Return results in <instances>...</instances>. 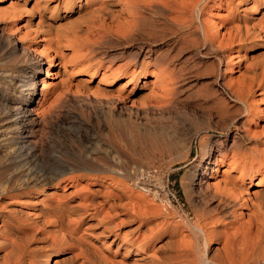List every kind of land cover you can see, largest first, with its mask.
<instances>
[{
	"label": "rangeland",
	"instance_id": "1",
	"mask_svg": "<svg viewBox=\"0 0 264 264\" xmlns=\"http://www.w3.org/2000/svg\"><path fill=\"white\" fill-rule=\"evenodd\" d=\"M237 1L210 0L198 13L202 25L207 26L206 35L217 37L226 49L227 54L220 55L190 35L189 30L170 23L159 11L146 14L142 28L133 38L104 40L93 49L86 42L94 41L102 28L116 29L115 23L116 27L122 24L118 26L121 29L125 21L122 16L114 21H91L88 12L92 0H0V189L21 179L23 167L13 157L26 149L18 144L19 127L12 107L27 93L26 78L36 71L32 109L20 114L27 122L26 144L38 147L35 169L58 167V157L69 162L76 159L79 164L87 162L96 170L68 171L64 178L73 177L79 188L88 184L92 188L107 186L124 191L157 210V221L176 224L179 236L187 239L186 225L216 213V183L227 167L213 172L215 164L210 162L211 168L205 170L207 161L199 144L204 134H217L221 140L227 137L228 159L255 148L254 165L264 163V44L253 47V41L262 40L263 34L256 36L253 31L264 24V0L255 4L258 9L254 13L248 9L253 8L251 0L239 1L240 9L248 7L240 11V23L248 25V35L253 34L246 48H241L233 30L228 28L239 12ZM199 30L201 35L202 28ZM56 47L61 50L58 55L53 52ZM146 51L150 52V60L158 59L161 72L156 67V74H152L154 66L150 64L147 75L139 80L134 81L128 74L118 75L120 65L128 62L134 52H139L140 61ZM162 54L167 55L165 61ZM217 55L222 56L221 61ZM162 64L169 69L165 71ZM138 67L129 66L128 72ZM253 73L259 75L261 82H254L247 97L248 108L229 95L227 104L221 101L217 88H242L244 93L247 77ZM149 81H156L153 92ZM164 82L169 88L175 83L173 90L177 91L169 105L157 97L162 93L157 85ZM132 90L137 93L131 99ZM209 125L226 130L222 134L206 132L205 126ZM245 129L255 140L244 138ZM263 170L256 173V181L263 177ZM141 171L155 175L163 190L159 191L161 184L157 181L155 196L131 186V174ZM81 174L93 175L97 180L92 184L87 177L78 178ZM69 182L67 188L72 183ZM71 188L72 185L68 191ZM233 192L228 194L231 199L240 201L243 192ZM233 209L234 219L243 217L241 221H246L245 212L249 210L239 205ZM105 238L101 235L103 241ZM111 253L119 258L115 245L111 246Z\"/></svg>",
	"mask_w": 264,
	"mask_h": 264
},
{
	"label": "bare ground",
	"instance_id": "2",
	"mask_svg": "<svg viewBox=\"0 0 264 264\" xmlns=\"http://www.w3.org/2000/svg\"><path fill=\"white\" fill-rule=\"evenodd\" d=\"M208 1L210 0H94V2L92 0L88 12L92 16V19L90 17L91 21L93 19L102 22H105L106 19L114 21L113 18L118 16H122L125 21L121 29L118 28L119 22L117 27L114 22L116 29H109V26L106 28V25L102 26L105 28L98 31V37L94 41H87L86 44L88 43L87 46L94 49L104 40L133 38L135 33L140 30L142 22L144 23L146 14L159 11L170 23L189 30L188 33L195 35L208 49L217 51L220 55H226V49L218 43L217 37L215 39L212 34V36L206 35L208 32L205 33V27L207 26L204 27V23L202 25L200 17L198 19V13H202L201 11ZM239 1L236 2L239 12L228 28L233 30L234 38L239 41L241 48H244L248 42H252L250 37L253 34L248 35L250 34L248 25L240 23L242 14L240 11L248 7L244 5L240 9ZM251 1L253 8L248 9L253 12L258 9L255 4L260 0ZM197 19L199 23H196ZM252 23L250 26H253ZM261 25L257 29L254 28L253 32L256 33V36L262 33V40L253 41L255 44L253 47H261L264 44V24ZM200 27L204 33L201 34L203 36L200 35ZM91 51L92 49L89 52ZM53 52L58 55L61 50L56 47ZM149 53L147 51L143 53V58L140 61L139 52L130 54V59L127 58L129 61L118 68V75L128 74L134 81L139 80L147 75L150 64L154 66L151 73L156 74L155 68L159 69L161 65L159 67L157 58L153 61L150 60ZM165 54H162L165 57L164 61L167 57ZM160 55L159 58L162 57ZM216 57H219L221 61L222 56L217 55ZM168 63H165L166 66ZM165 64H162L163 68H165ZM129 66L139 67L129 73ZM38 68L39 65L36 63L34 69ZM168 69L165 68V71ZM261 69L263 74L264 69ZM161 70L159 69L160 72ZM255 73L247 77V90L245 89L247 92L244 90L243 93L242 88L241 91L239 88V90L226 86L224 88V84L223 88H217L221 101L227 104V95H229V98L237 100L248 108L247 97L252 92V86L254 82L257 85L261 82L259 75L257 76ZM35 74L36 71H33L28 75L27 80L25 79L27 93L12 107V113L16 115L19 127V129L16 128L18 144L26 151L19 152L17 147L19 153L13 157L23 167L19 183L0 189V264H264V170L263 177L255 180L256 173H261V170L264 169V163L262 161V165H254L253 161L257 154L255 148H250L248 154L241 153L232 157L233 159H228L227 137L221 140V136L207 133L200 138L202 155L207 161L205 170L211 168V165H208L210 162L215 164L213 172L217 171L219 167L223 166L224 168L226 165L227 167L223 169L220 180L216 183L217 187L222 190L220 191L216 187V191L218 190L219 193L214 194L219 199L217 201L218 209H215L216 213H211L212 215L207 217L204 215V218L200 217L201 219H198L194 224L186 225L188 238L181 235L180 237L176 224L167 223L168 221L164 222V220L157 221V210L155 211L148 204L136 200V197L134 199L124 191L111 189L105 185V187L92 188L87 184L81 185L82 188H79V185L74 184L73 177L64 178V174L68 171L96 170L87 162L79 164V160L74 159L69 162L58 157V167L51 170L35 169L33 163L39 156L38 147L34 143L26 144L27 122L24 123L20 117L31 108V99L36 83ZM155 82H148L152 84L151 91L156 86ZM166 84L164 82V84L157 85L162 92L157 97L159 101L169 105L174 98L172 94L175 95L177 91L173 90L176 88L175 83V88L173 85V88H169ZM123 86L117 89L118 92ZM131 93L133 94L131 95L132 99L137 92L132 90ZM109 99L112 100V98ZM109 99L107 100L110 101ZM133 100L132 102H134ZM256 123L257 121H255ZM218 127L209 125L205 126V130L206 132L212 131L214 134L225 132L226 128ZM243 136L245 139L255 140L246 129ZM232 144L235 145L234 141ZM231 170L237 171L238 174L232 173ZM145 171L131 174V186L155 196L158 193L155 181L158 182V179L155 175ZM86 174H81L78 178L87 177V180L91 179L89 181L94 184L97 177ZM67 180L72 181L70 191L68 188L71 185L67 188V183H70L69 181L66 183ZM239 180L247 182L243 184ZM244 187H247L245 193L243 192ZM162 188L161 184L159 191L163 190ZM233 191L240 194L243 192L244 195H241L240 201L234 199L235 197L231 199L228 195L234 194ZM239 195L236 196L239 197ZM97 197L101 199L98 200ZM21 199L22 201L25 199V201L21 202ZM237 205L243 210H249L245 212L246 221H241L243 217L234 219L236 215L233 211L236 208H233ZM101 235L106 237L105 241L101 239ZM113 245L120 253L118 259L114 258L111 253Z\"/></svg>",
	"mask_w": 264,
	"mask_h": 264
}]
</instances>
